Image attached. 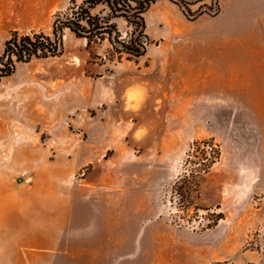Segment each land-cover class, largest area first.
Masks as SVG:
<instances>
[{
    "label": "rangeland",
    "instance_id": "rangeland-1",
    "mask_svg": "<svg viewBox=\"0 0 264 264\" xmlns=\"http://www.w3.org/2000/svg\"><path fill=\"white\" fill-rule=\"evenodd\" d=\"M69 4L0 0V54ZM181 12L151 3L141 56L65 28L59 54L0 75V264H264V85L226 53L255 39Z\"/></svg>",
    "mask_w": 264,
    "mask_h": 264
},
{
    "label": "trees",
    "instance_id": "trees-1",
    "mask_svg": "<svg viewBox=\"0 0 264 264\" xmlns=\"http://www.w3.org/2000/svg\"><path fill=\"white\" fill-rule=\"evenodd\" d=\"M155 0H82L77 3L70 0L69 6L55 13L50 33L32 30L19 34L13 31L5 40L0 54V75H8L15 69L17 62H25L33 57H49L57 55L62 49V35L65 28L75 35L85 37L87 43L107 39L115 47V51L126 53L128 56H139L145 50L146 40L145 21L143 13ZM175 3L188 18H195L203 13H216L219 10L218 0H211L212 5L192 9L191 5L198 0H170ZM97 5L103 10L94 11ZM114 17H122L129 25L135 26V31L127 39L113 37L119 35ZM145 38V40H143ZM193 161L201 160L202 169L206 171L220 156V147L211 138L195 140L192 145ZM197 173L192 175L194 185L197 184ZM179 195L184 196L181 186H177ZM182 189V191H181ZM195 189L191 188L190 190Z\"/></svg>",
    "mask_w": 264,
    "mask_h": 264
},
{
    "label": "crops",
    "instance_id": "crops-1",
    "mask_svg": "<svg viewBox=\"0 0 264 264\" xmlns=\"http://www.w3.org/2000/svg\"><path fill=\"white\" fill-rule=\"evenodd\" d=\"M218 3V13H222V15L219 17L222 20L224 30L227 25L233 23V30L235 36H242L244 34H242L243 27L245 28V26L247 25V30L245 29V31H249L251 36H253V38L255 39V44L250 47L249 51H243L241 50V48H239L238 50L226 52L233 53L232 65L234 69V76H240L241 68L248 67L250 70V78H256L257 82L260 85H264V0H218ZM99 10H103L102 5H97L95 7V11ZM146 11L144 13H146ZM104 12L105 10L102 11V13ZM201 16L202 14L197 16L195 20L200 18ZM119 19H122V17H114L112 19V21L116 24L117 28ZM124 21L126 20L124 19ZM144 21L145 33L148 36V33L146 31V29L148 28V22L146 20V17H144ZM224 63H226L225 60Z\"/></svg>",
    "mask_w": 264,
    "mask_h": 264
}]
</instances>
